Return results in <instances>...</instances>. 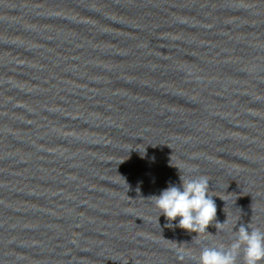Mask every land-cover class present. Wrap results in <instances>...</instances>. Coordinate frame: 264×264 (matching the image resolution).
Wrapping results in <instances>:
<instances>
[{
	"label": "water",
	"instance_id": "1",
	"mask_svg": "<svg viewBox=\"0 0 264 264\" xmlns=\"http://www.w3.org/2000/svg\"><path fill=\"white\" fill-rule=\"evenodd\" d=\"M180 176L209 180L205 233L157 222ZM241 225L264 231V0H0V264H197L176 249Z\"/></svg>",
	"mask_w": 264,
	"mask_h": 264
},
{
	"label": "clouds",
	"instance_id": "2",
	"mask_svg": "<svg viewBox=\"0 0 264 264\" xmlns=\"http://www.w3.org/2000/svg\"><path fill=\"white\" fill-rule=\"evenodd\" d=\"M181 185H171L163 189L158 196H152L159 210L158 218L163 215L168 221L167 226L176 227L188 232L205 233L210 222L215 220L217 207L213 195H209V180L205 176L197 178H181ZM177 217L179 219L177 220ZM223 227V224H218ZM243 250L244 264H260L264 260V231L249 230L241 225L235 241L227 249L223 245L203 247L199 257L193 256L184 248H177L178 259L186 257L196 260L197 264H236L237 256Z\"/></svg>",
	"mask_w": 264,
	"mask_h": 264
}]
</instances>
